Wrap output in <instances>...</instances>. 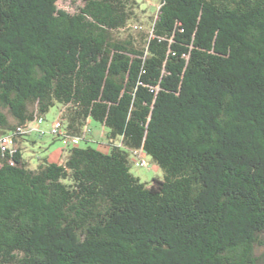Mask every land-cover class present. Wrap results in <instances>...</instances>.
Here are the masks:
<instances>
[{
    "label": "trees",
    "instance_id": "trees-1",
    "mask_svg": "<svg viewBox=\"0 0 264 264\" xmlns=\"http://www.w3.org/2000/svg\"><path fill=\"white\" fill-rule=\"evenodd\" d=\"M57 2L0 0V264H264V0ZM56 105L65 155L31 169Z\"/></svg>",
    "mask_w": 264,
    "mask_h": 264
},
{
    "label": "rangeland",
    "instance_id": "rangeland-1",
    "mask_svg": "<svg viewBox=\"0 0 264 264\" xmlns=\"http://www.w3.org/2000/svg\"><path fill=\"white\" fill-rule=\"evenodd\" d=\"M140 3L141 11L139 15L141 20L145 22L148 21V17L154 16L160 7V0H137ZM83 4L82 0H58L57 7L59 9L65 10L68 13L72 14L76 12L78 7H81ZM135 29V28H133ZM61 110V114H59ZM62 111L64 109L59 105L51 108L50 111L44 116V121L40 125L41 130L45 132L43 135H38L36 132V126L33 127L30 133L32 135L26 136L22 141L23 147V156L29 164V168H36L40 159L47 157L51 162H60L63 158L64 148L60 140L54 138L50 134V127L56 120L62 121ZM60 115V116H59ZM59 117V118H58ZM107 133L108 130L101 126L100 124L90 120L83 132V138L86 141H81L79 143L80 148H85L90 146L102 153L109 152V146L107 145ZM33 140L34 143L30 144L29 141ZM141 158L146 161L147 166L138 167L136 162L138 161L137 157L131 155V168L130 172L142 183H150L152 179L157 178L163 180L164 173L162 170L155 165L151 158L145 153L141 154ZM264 242V235L262 237ZM264 248H260L257 253H260Z\"/></svg>",
    "mask_w": 264,
    "mask_h": 264
},
{
    "label": "built area",
    "instance_id": "built-area-1",
    "mask_svg": "<svg viewBox=\"0 0 264 264\" xmlns=\"http://www.w3.org/2000/svg\"><path fill=\"white\" fill-rule=\"evenodd\" d=\"M39 125H40V122L32 123V124H30L28 126L27 131H29V132L32 131L34 126L37 127L35 129L38 131L39 130ZM61 128H62L61 122L57 120L51 125L50 133L53 134V135L54 134H58L61 131ZM78 143H79V139L78 138H65L63 140L64 147L65 146H76V145H78ZM0 146H1V149L3 151L12 150L14 148V144H13V141H12L11 137L2 138V140L0 142ZM136 166L145 167V166H147V163H146L145 160H143L141 158V159H139L137 161Z\"/></svg>",
    "mask_w": 264,
    "mask_h": 264
}]
</instances>
